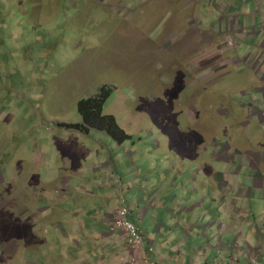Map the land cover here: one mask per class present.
I'll use <instances>...</instances> for the list:
<instances>
[{"label": "rangeland", "instance_id": "1", "mask_svg": "<svg viewBox=\"0 0 264 264\" xmlns=\"http://www.w3.org/2000/svg\"><path fill=\"white\" fill-rule=\"evenodd\" d=\"M184 3L0 0V264H73V240L60 241L56 232L46 239L33 230L36 223L42 226L37 212L25 209L36 200L50 206L58 222L68 220L60 200L73 192V175L82 170L73 139L80 140V150L89 146L94 164H112L110 156L121 160L125 147L137 153V164L138 157L160 152L167 174L183 160L216 166L218 140L229 141L226 136L234 134V120L219 114L230 99L249 101L257 79L241 73L247 71L244 64L221 69L219 45L224 49V39L240 38L232 17L202 15L197 4L187 10ZM228 13L242 10L234 4ZM246 28L238 48L242 54L251 51L246 45L253 39ZM103 86L113 88L104 113L133 137L122 148L106 132L81 135L59 127L81 121L78 102ZM91 161L83 157L81 162ZM185 170L197 177L188 178L186 188L197 190L196 168ZM48 183L60 195L46 201Z\"/></svg>", "mask_w": 264, "mask_h": 264}, {"label": "crops", "instance_id": "2", "mask_svg": "<svg viewBox=\"0 0 264 264\" xmlns=\"http://www.w3.org/2000/svg\"><path fill=\"white\" fill-rule=\"evenodd\" d=\"M183 1L187 10L197 4L202 15L232 17L236 37L241 38L250 27L253 39L246 45L250 52L242 54L238 50L245 43L243 38L224 39L225 50L222 44L218 50L224 56L221 69L246 65L247 71L241 73L248 75L249 81L257 79L255 92L246 103L230 99L229 107L221 110L220 116L229 115L234 120V134L226 136L231 145L218 140L213 167L207 160L206 165L193 166L183 160L174 174H167L160 167V152L138 157L137 164L133 160L137 153L127 152L122 144L121 160L110 156L115 159L112 164H94L89 146L83 144L80 150V140L73 139V155L80 153L82 170L73 175L77 180L73 192H65L60 200L68 220L58 222L51 207L36 200L25 207L37 212L42 226L36 223L33 230L46 239L56 232L60 241L73 240V264H124L128 256L126 241L110 228L122 198L129 209V219L138 224L147 244L149 241L153 245L151 258L159 264H249L254 254L264 264V0ZM234 4L239 5L243 15L225 14ZM83 157L92 159L91 163L82 164ZM127 159L131 162L127 163ZM185 167L196 168L197 190L186 188L188 178L197 177L188 174ZM172 178L176 179L173 185L169 183ZM44 190L46 201L60 195V190L50 183ZM68 202H73L71 209Z\"/></svg>", "mask_w": 264, "mask_h": 264}, {"label": "trees", "instance_id": "3", "mask_svg": "<svg viewBox=\"0 0 264 264\" xmlns=\"http://www.w3.org/2000/svg\"><path fill=\"white\" fill-rule=\"evenodd\" d=\"M113 88L103 86L98 93L90 98L78 102V111L81 121L76 123H63L60 127L89 134L91 130L106 132L118 144L133 139L118 124L116 118L104 113V106L111 96Z\"/></svg>", "mask_w": 264, "mask_h": 264}, {"label": "built area", "instance_id": "4", "mask_svg": "<svg viewBox=\"0 0 264 264\" xmlns=\"http://www.w3.org/2000/svg\"><path fill=\"white\" fill-rule=\"evenodd\" d=\"M129 209L126 201L122 199L120 206L114 212L111 230L121 233L126 241L128 256L124 264H159L151 258L154 247L148 241L138 224L129 219ZM249 264H261L258 254H254L249 259Z\"/></svg>", "mask_w": 264, "mask_h": 264}]
</instances>
